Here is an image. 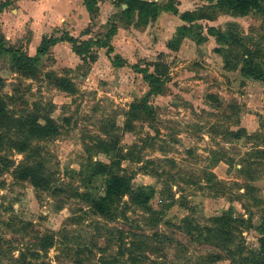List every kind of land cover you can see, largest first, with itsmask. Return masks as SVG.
Masks as SVG:
<instances>
[{
  "label": "rangeland",
  "instance_id": "obj_1",
  "mask_svg": "<svg viewBox=\"0 0 264 264\" xmlns=\"http://www.w3.org/2000/svg\"><path fill=\"white\" fill-rule=\"evenodd\" d=\"M13 1L0 7L13 10ZM99 1L84 7L82 24L85 4L74 0L68 21L45 35L91 42L82 54L61 40L36 62L18 61L35 55L29 21L20 35L5 23L14 11L0 17V42L22 52L0 50V264H264V82L242 70L264 73V0L245 15L220 0H158L177 8L175 19L157 22L161 36L148 30L144 54L114 48L120 66L101 44L136 17ZM182 21L187 36L177 43ZM158 39L173 49L150 53ZM133 66L157 78L148 111H131L151 88ZM32 120L56 133L32 137ZM101 163L131 186L108 216L87 199L103 194ZM24 166L43 170L36 186L17 177ZM141 186L146 206L134 199ZM223 214L225 223L213 221Z\"/></svg>",
  "mask_w": 264,
  "mask_h": 264
},
{
  "label": "trees",
  "instance_id": "obj_2",
  "mask_svg": "<svg viewBox=\"0 0 264 264\" xmlns=\"http://www.w3.org/2000/svg\"><path fill=\"white\" fill-rule=\"evenodd\" d=\"M84 4L89 12L92 10V3L90 0H83ZM97 1V0H95ZM121 1V0H120ZM121 2H124L127 4V7L124 10V13L129 14L133 12L134 10L138 11L139 14V20H144V18H147L149 16H155L160 10L163 9H170L174 14H177V10L173 8L172 6H169L167 8H161L160 9V4L154 1H146V0H122ZM220 5L225 7L228 10H232L233 12L240 14V15H245L248 13V11L251 8L257 9V10H262V6L259 0H220ZM4 6L0 7L3 8ZM1 10V9H0ZM264 11V10H263ZM180 18L184 21H191L189 17L185 16V13L180 15ZM180 32L177 34L178 37L174 39V42H179L181 38L187 36V28L186 26L182 25L180 26ZM113 34V31H109L105 41L102 46L106 48V54L108 59L110 60L113 65L120 66L122 61H120L119 55H116L115 57H111L110 54L113 52V48L111 44L109 43V40L107 42V39L111 37ZM219 38V35L217 36ZM65 40L69 43H71V47L73 51H75L77 54H82L84 51V46L88 47L89 43L91 42H84V43H79V41L76 40V38H73L71 36H65L63 38H56L54 36H49V37H43L40 45L36 48V53L34 56H27L23 53L22 58L18 59V61H28V62H36L37 58L41 55L46 54L49 49L54 46L58 41ZM97 42V41H96ZM171 45V44H170ZM167 44V47L173 49V46H170ZM0 50L4 52H15L19 53V58L22 52L19 50L15 49H10V48H4V45L0 42ZM25 58V59H24ZM23 59V60H22ZM228 58H225V64L228 63L227 61ZM135 69H137L138 72L142 73L145 78L150 80L151 83V88L150 90L146 93V96L142 99V101L136 105L131 106V111L134 112L136 110L144 109V111L147 110L146 106L147 102V97L150 93H156L158 92V89L154 86L155 84L154 81H157V78H154L153 74H149L147 70H144L142 68H139L138 66H133ZM225 67L228 68L226 65ZM245 74L248 77L254 78L256 80H260L264 82V73L255 71L254 69L248 68L244 70ZM60 80V79H59ZM135 109V110H132ZM148 111V110H147ZM6 105L4 102L0 100V124H3L4 120L6 119ZM2 122V123H1ZM28 131L30 135L33 137L36 135V133L41 132L42 130L45 131L46 133H56L55 128H47V126H40L37 125L33 120L28 123ZM51 127V126H50ZM102 149H107V148H102ZM95 172L99 175H105L109 174V178L105 181L104 187H103V194L98 196L97 198H89L87 196V199L89 201V204L91 208L98 214L102 216H108L111 213V204L114 199L120 198L123 194L128 192L131 189L129 178L125 175H122L120 173H115V172H110L109 166L107 164H99L95 168ZM39 175L44 176L43 170L39 167L35 168L33 166H24L17 172V177L19 179H22L24 181H29L32 185L36 186L37 185V180L39 179ZM45 178V177H44ZM46 179V178H45ZM43 183H46L45 181ZM148 187L146 186H141L139 190L135 193L134 199L137 204L140 206H146L148 203V200L150 198V194L147 191ZM224 214L222 216H215L213 218L214 222L217 221H223V223L226 222L224 219ZM261 229L264 231V221L261 223ZM218 231V230H217ZM219 231L222 232L223 234H228V232L225 230L224 225L219 228ZM262 253H264V235H263V240H262ZM231 264H234V260L231 259Z\"/></svg>",
  "mask_w": 264,
  "mask_h": 264
},
{
  "label": "crops",
  "instance_id": "obj_3",
  "mask_svg": "<svg viewBox=\"0 0 264 264\" xmlns=\"http://www.w3.org/2000/svg\"><path fill=\"white\" fill-rule=\"evenodd\" d=\"M74 0H14L15 6L12 9L8 11V7L4 8L2 12H0V17L5 18V16L8 14V12L14 11L15 14L12 16L9 20H7L5 23L8 24V27H10L12 30L17 29V32L22 35V30L20 27V23H23V21H29V28L31 30V38L27 43V51L28 54H35L36 53V48L40 45V42L45 35H47V32L51 30V24L55 22L58 23L59 20H65L68 21L70 18V12L73 11L72 5H73ZM106 0H100L97 4V6H100V3L105 2ZM122 1V0H121ZM120 0H107L106 2H110L112 4L113 10L116 8V3L119 2L121 7H127V4L124 2H121ZM146 1H154L157 2L158 0H146ZM72 3V4H71ZM83 3V0H82ZM160 4V2H157ZM176 7L178 5L174 4ZM83 7L80 8V12L77 16L81 20V23L84 24L86 23V19L88 18L87 12H84ZM124 8V9H125ZM177 9V8H176ZM86 10V9H85ZM115 11V10H114ZM179 11V10H178ZM183 11H188V9H184ZM133 15L136 17L135 20H131L132 22L130 23L131 25H127V28L129 29L132 27L133 29L129 30L127 33H122V38L118 39L115 38V36L118 34V30L120 28L125 29V27L121 26H115V30L113 34L111 35V46L114 50L115 48V53L118 54H144V52H147V46H146V41H149L148 39V32L152 31L155 33L157 36H161L164 34V31H162V28L158 29L157 22L163 18H169L175 19V15L170 9H163L160 12H158L154 17L149 16L147 18H144V20H139V14L137 10L133 11ZM183 22V21H182ZM67 22V26H68ZM143 23V28H139L138 24ZM54 24V25H55ZM185 23H180L179 26L184 25ZM51 26V27H50ZM16 31V30H15ZM52 31V30H51ZM22 37V36H20ZM150 37L152 35L150 34ZM10 39V38H8ZM25 41V42H26ZM59 42V41H58ZM56 43L53 47H56L59 43ZM152 48L149 50L150 53H154L153 49H159V51H162L163 47H166V43L164 41H161L158 39V41L151 42ZM18 48V47H16ZM72 48V47H71ZM120 49H123L124 51L122 52ZM73 50V49H72ZM106 52V50H104ZM144 51V52H143ZM179 51V50H178ZM101 54L102 52H98ZM156 53V52H155ZM158 53V52H157Z\"/></svg>",
  "mask_w": 264,
  "mask_h": 264
}]
</instances>
